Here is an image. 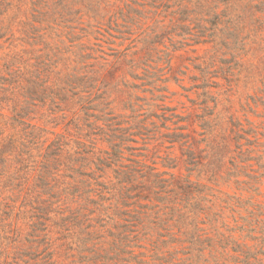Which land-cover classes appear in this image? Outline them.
Instances as JSON below:
<instances>
[{"label": "rangeland", "instance_id": "obj_1", "mask_svg": "<svg viewBox=\"0 0 264 264\" xmlns=\"http://www.w3.org/2000/svg\"><path fill=\"white\" fill-rule=\"evenodd\" d=\"M124 131L89 202L77 144ZM0 264H264V0H0Z\"/></svg>", "mask_w": 264, "mask_h": 264}, {"label": "trees", "instance_id": "obj_2", "mask_svg": "<svg viewBox=\"0 0 264 264\" xmlns=\"http://www.w3.org/2000/svg\"><path fill=\"white\" fill-rule=\"evenodd\" d=\"M86 115V122H89L88 119H90L91 116H89L88 114ZM175 118H177L178 116H174ZM164 119V118H163ZM166 120L168 118H165ZM101 120V119H100ZM97 120V121H100ZM109 121L111 120H102V122L106 125ZM90 123V122H89ZM95 122H93L92 124H94ZM91 125V124H90ZM91 127V126H90ZM178 130H183V128H178ZM127 131H124L122 134L117 135V136H111V138H106L104 140L105 143L108 144L109 146V151H100L97 149V142H91V146L90 149H88L87 146H85L86 144L81 142V144H77L78 149L80 150V152H78V157L79 160H77V162H79L80 164H78L79 168H77V170L75 171V173L78 174L79 177V181L78 184L76 186H81L82 190L81 192L86 196V200H88L89 202L93 201L94 197H97L98 200L100 199V201H106L107 199L105 198V196L102 194H95L92 195L93 193L97 192L98 190H101L100 193L104 192L103 190L107 189L104 188V184H101L103 182L100 181L101 176L96 175L94 172H88L87 169L90 167V163H89V159L91 158V156H96V160L98 162V165H104L107 168H112L115 167L117 168V165L119 163H121V161L124 159L123 157V150L125 147H123L124 145H126V142H134V140H131L130 138H128V135L126 133ZM239 130H237L236 126H235V135H236V143H238V139H239ZM134 135V134H131ZM136 135V134H135ZM175 137H178V140H174L177 141L178 143H181L182 141H184L186 138L183 137L182 134H176ZM113 138H116L113 139ZM183 143V142H182ZM182 150L185 149L183 147V145H181ZM126 149V148H125ZM63 151V149L61 148V146H57L56 148H54V150H51L50 153V158L48 160H46V169H53L56 165H58V163H60V156H59V152L61 153ZM183 156H185V160H184V164L186 166V171H192V169H190V165H191V159H192V154L190 152H186V154H184ZM48 165V166H47ZM97 165V169H100ZM189 167V168H188ZM120 169H117L115 171V177L113 178L114 181L113 183L110 184L108 190L112 196V190L115 192V194L121 196V198H129L128 194L130 192H132V190L135 189V186L133 185V178L131 176V173H127V172H119ZM189 175L187 176V179H177L174 182H172V185L175 188H171L172 190H170V192H172L173 195L172 198L176 195L177 197H179V201H181V207H183V211L182 209H179V213L185 216H188L189 214H191L190 210H193L194 212H197V205L199 204V202H197L198 198L197 196L200 193L199 190H197L195 188L194 185H196L195 183H193L190 179H189ZM198 185V183H197ZM94 189V190H93ZM103 189V190H102ZM147 191V190H146ZM148 193V191L146 192V194ZM177 193V194H176ZM114 194V195H115ZM124 196V197H123ZM168 196V195H167ZM117 197V196H115ZM169 198V196H168ZM96 201V200H94ZM179 206V205H178ZM179 220L176 221L177 224L182 223L180 219H182L183 221L186 220V218L184 216H179L178 217Z\"/></svg>", "mask_w": 264, "mask_h": 264}]
</instances>
